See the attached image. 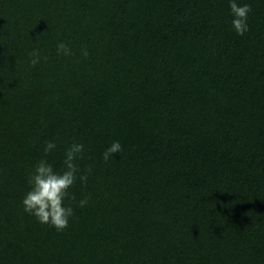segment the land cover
<instances>
[{"label":"trees","instance_id":"16d2710c","mask_svg":"<svg viewBox=\"0 0 264 264\" xmlns=\"http://www.w3.org/2000/svg\"><path fill=\"white\" fill-rule=\"evenodd\" d=\"M236 2L243 36L230 0H0V264H264V0ZM74 142L57 231L22 201Z\"/></svg>","mask_w":264,"mask_h":264},{"label":"clouds","instance_id":"9594fccd","mask_svg":"<svg viewBox=\"0 0 264 264\" xmlns=\"http://www.w3.org/2000/svg\"><path fill=\"white\" fill-rule=\"evenodd\" d=\"M229 7L233 16L234 30L240 36L245 35L249 31L248 15L252 11L251 5H238L236 0H230ZM56 47L57 54L72 55L68 43L61 41ZM81 55L85 58L88 57L89 53L86 47L82 48ZM30 56L32 57L31 66L40 62L39 50H34ZM56 147L54 142L46 141L43 149L44 157H47ZM121 151V144L115 141L104 151L103 160L107 163L114 158V154H119ZM83 153L84 145L82 143H72L65 151L62 171H56L46 158L39 160L28 177L31 187L22 201L26 213L33 215L42 224L55 227L57 231H63L69 226V219L73 217L74 212L71 205L65 204V200H75V196L69 190L78 179L81 183L86 184L88 176L92 172L91 167H88L84 170V174H80L78 160L83 159ZM88 202V197H85L78 202V206L83 208Z\"/></svg>","mask_w":264,"mask_h":264}]
</instances>
